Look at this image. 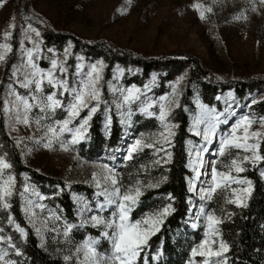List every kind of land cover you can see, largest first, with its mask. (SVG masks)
<instances>
[{"label":"trees","instance_id":"16d2710c","mask_svg":"<svg viewBox=\"0 0 264 264\" xmlns=\"http://www.w3.org/2000/svg\"><path fill=\"white\" fill-rule=\"evenodd\" d=\"M36 26L42 29V57L38 61L40 68L48 70L51 61L58 59L67 68L68 81L72 85L82 78L83 73L89 72L93 64L102 62L104 65L102 100L108 103H101L98 111L92 115L88 124V140L80 146L89 150L91 156L107 155L105 159L109 163L119 164L117 175L122 192L140 188L142 195L131 212L133 220L151 218L152 221H162L159 230L148 239L136 264H186L192 249L201 239V229L193 231L191 226V210L196 196L189 187L192 172L188 166V143L197 140V136L190 132L191 117L198 112L197 100L222 112L226 105L224 95L230 92L236 108L245 107L248 113L264 117V74L227 77L212 72L193 54L147 57L107 41L84 40L73 33L56 30L40 17ZM17 49L15 47L6 58L7 65L0 82V107L4 94L11 87H16L12 65L18 59ZM82 64L81 75H75L77 66ZM115 73L118 74L116 78L113 77ZM56 75L61 76L58 69ZM181 80L184 90L179 105L166 118L168 124L175 126L171 146L157 144L137 150L131 159L121 157L118 148L123 146L128 137L138 139L148 135L151 138L164 128L158 118L160 109L154 108L151 117L139 114L140 102L146 96L156 101L162 100V97L171 94L173 86ZM111 84H115L117 89L141 90V99L130 104L133 114L131 124L121 120L114 95L109 91ZM0 118V153L11 164L7 172L14 177L13 195L8 199L11 208L0 207V221L4 225L2 234L10 235L11 238L10 241H0L4 259L11 264H79L73 258L66 259L67 255L63 252L67 246L81 243L86 235L97 237L102 234L98 228L87 226L83 231L79 229L78 206L74 196L89 197L92 192L84 184L69 185L62 178L45 175L25 164L15 140L7 132L3 116ZM161 147L165 151H158ZM166 153H171L170 160ZM259 154L264 156V140L260 144ZM262 172L264 161L254 168H247L242 174V177L251 181V192L242 200L246 207L230 202L234 200L231 198L232 187L223 188L217 193L215 201L210 203L208 211L222 221L218 229L222 241L228 246L224 254L226 264H264ZM27 183L40 191L44 196V204L58 217V221L63 222L62 231L55 226L47 235L44 246L28 223L22 207ZM243 189L240 188V191ZM168 206H171L170 212L159 216ZM10 220L14 223H10ZM14 224L26 231L25 238L15 232ZM68 225L72 226L71 231L65 235ZM63 241L65 243L59 246L58 243Z\"/></svg>","mask_w":264,"mask_h":264},{"label":"rangeland","instance_id":"374dc122","mask_svg":"<svg viewBox=\"0 0 264 264\" xmlns=\"http://www.w3.org/2000/svg\"><path fill=\"white\" fill-rule=\"evenodd\" d=\"M208 9H211V11H208ZM201 12L204 13L203 18ZM38 16L47 20L56 30L73 33L84 40L107 41L119 48L147 57L193 54L199 57L212 72L227 77L264 74V4H261L260 0H0V44L8 43L12 52L15 47L18 48V59L12 65V75L13 81L16 83L15 90L20 95H27L30 91V89L20 87L17 82L23 79L22 72L26 71L24 68L26 50L32 49L34 51V60L37 64L42 57V29L36 26L39 21ZM32 29L35 31H32ZM37 32L39 33L38 36L36 35ZM6 34H9L7 40L5 39ZM37 48L39 49L38 52L36 51ZM11 51L6 54V58ZM6 58L3 62H0V82L7 65ZM57 62L60 63L58 59ZM18 69H20V72H17ZM104 70L103 67L102 79L99 82L101 92ZM117 75L115 73L113 77L116 78ZM114 87L117 88L115 84H111L109 91L114 95V103L117 108V104L122 103V97L119 92L112 91ZM11 89L13 88L11 87L3 96L0 117L3 116L7 132L15 140L24 163L45 175L62 178L69 185H86L92 192L91 196H74L78 206L79 229L83 231L88 226L98 228L103 232L105 230L103 226L93 227L88 221L93 215L111 219L115 205L108 207L106 210H100L97 207L99 203L104 202V197L96 195L100 190L97 187V182L101 186H106L105 177L110 175L109 170L115 173L118 180L119 164L109 163L105 159L108 158L107 155L91 156L89 150L80 146L81 143L88 140V126L84 138L77 143H71L72 134L65 132L58 138H53L50 147H45L44 145L48 143L49 139L45 135L47 125L52 124L54 121L66 119L67 114L58 109L51 119L45 118L40 121V125H37L36 120L43 114L39 112V109L33 108L28 114L29 124L20 123L17 120L15 111L4 112L2 110L3 107H12L11 103L5 104V101L11 102L14 99L10 95ZM183 90L184 82L181 80L173 86L171 94L165 96L169 101H175L170 105L166 101H156L152 97L146 96L140 102L138 113L151 117L153 115L146 114L142 109L151 104L152 106L148 108V111L152 113L154 108L160 109L161 103L166 104L165 110L170 113L173 108L179 105ZM51 91L53 89L45 84V94ZM141 94L140 90V99ZM57 95L59 97V93ZM224 97L226 105L222 112L197 100L198 112L191 117L190 132L194 135L196 130L202 133L206 131L207 125L212 122V116L204 113V109L214 110V114L219 117L220 122L217 124L215 136L207 144L206 149L200 153L199 158H197L196 153L205 144L203 135H196L197 140L188 143L190 156L188 166L192 172L189 187L196 196L192 204L191 218L193 221L191 226L193 231L201 229V239L193 248L197 250V255H192V249L190 260L186 264H204L205 260H208L209 264H216L218 259L224 260V254L226 253L219 258L200 255L201 251L206 253L209 248L213 251L218 250L219 243L222 241L218 233V235L210 238L215 239V244L206 245L204 249L199 247L204 242L205 234L208 231L206 216L212 213L208 211L210 203L215 201L217 193L222 191L223 188L217 189L210 198L202 197H204L205 190L211 184L210 173L212 167H216L221 172L227 171L225 165L237 154L242 157L245 154L250 155V153L232 149L230 154L226 153L225 156L221 157L218 155L219 140L227 136L231 127L245 116L257 121L251 125L250 131L264 132L259 123L261 118L264 117L252 115L255 114L253 112L252 114L248 113L245 107L236 108L233 104L234 97L232 93L227 92ZM63 99L65 101L69 99L67 94ZM117 110L121 120L129 124L132 123L133 114L130 105H124L117 108ZM87 115L88 112L85 109L78 118L73 120L69 127L75 128ZM225 117H227V122H225ZM200 118H203L205 123L200 124L198 128L194 127L195 121ZM172 130L174 131V128ZM162 132L167 135L163 128L151 138L148 135L138 139L128 137L123 146L118 148L120 156L128 159L129 152L135 145L136 140H141L142 144L165 146L166 144L162 143L160 136ZM66 148L67 150H65ZM1 154L3 153H0V158L7 162L5 155ZM243 166L246 169L256 167L252 166L251 163H245ZM4 172L3 178L7 179L9 173L7 170H4ZM197 172L200 173L199 178H197ZM244 172L237 174L233 171L232 175L238 176L239 179H246L242 177ZM230 187L235 190V195L232 192V199L242 201L245 195H249L244 191H240V188L246 189L248 187L246 184L234 183ZM26 188L28 191H25L22 200L24 214L31 228L40 239L41 245L44 246L46 245L47 235L55 226L59 228V231H62L63 222L58 221V217L47 208L44 204V196L34 185L27 183L24 190ZM28 201H31V204H28ZM85 205L87 207H84ZM26 206L31 209L28 213L25 211ZM89 208L91 210H88ZM13 226L16 229L15 232L20 233L22 238L26 237L24 229L23 232H20L17 229V224ZM3 228L4 225L0 221V234L2 235L0 237L4 238L0 241H7L10 235L2 234L4 232ZM19 228L21 227L19 226ZM15 236L16 233L13 237ZM89 238L100 241L96 246L98 252L101 254L111 253V241L103 239L102 235L97 237L86 235L81 243L67 246L63 253L80 264L83 254H79L78 257L76 249ZM62 243H65V241L58 243V245L60 246ZM59 246H57L59 249L63 248V245ZM4 255L0 251V264H11L10 261L4 259Z\"/></svg>","mask_w":264,"mask_h":264},{"label":"snow or ice","instance_id":"6c2138e0","mask_svg":"<svg viewBox=\"0 0 264 264\" xmlns=\"http://www.w3.org/2000/svg\"><path fill=\"white\" fill-rule=\"evenodd\" d=\"M261 4H264V0H260ZM211 11V9H208ZM204 13L201 12V17L203 18ZM32 31H35L32 29ZM38 36L39 33L37 32ZM9 38V34L5 35V39ZM11 51V46L8 43L0 44V62H3L6 58V54ZM38 52L39 49L37 48ZM103 63L99 65L93 64L90 71L83 73L82 78L74 81L72 85L69 84L67 77V68L64 67L62 63L57 62V60L51 61V68L48 70L41 69L36 61L34 60V51L32 49L26 50V63L24 68L26 71L22 72L23 79L18 80L20 87L25 89H30L27 95H20L13 88L10 91V95L14 97L11 102L5 101V104L11 103L12 107H3L4 112L15 111L17 114V120L23 124H29L28 114L33 108L39 109V112L43 115L36 120V124L40 125V121L47 118L51 119L58 109L62 110L67 114V118L61 121H54L52 124L47 125L46 136L49 137L48 143L45 147H50L53 138H58L65 132L72 134L71 143H77L79 140L84 138V133L87 130L89 121L92 115L95 114L101 103L107 104L106 100H102V92L99 87V82L102 79ZM57 69L61 73V76L56 75ZM83 65H78L75 75H81ZM20 72V69L17 70ZM15 75V74H14ZM63 77V78H61ZM45 84L53 89V91L45 94L44 87ZM113 92H119L122 97V103L117 104V108H121L124 105H130L140 98L139 89H117L113 88ZM59 93V97L58 94ZM67 94L69 99L65 101L63 97ZM163 101L168 102L170 105L175 101H169L167 97L161 98ZM152 105L149 104L148 107L142 109L148 115H154L148 111V108ZM159 120L163 123V127L167 135L164 132L160 134L163 144L171 146V137L175 135L172 130L175 126L170 125L166 122V118L169 113L165 110L166 104H160ZM87 109L88 115L82 119L81 123L75 128L69 127V125L79 117L80 113ZM107 110V109H106ZM204 113H208L212 116V122L207 125V130L203 133L199 130L195 131V135H203V140L205 142L204 146L197 151L196 156L199 158L200 153L204 151L207 144L211 142L212 138L215 136V130L217 124L220 122L219 117L214 114V110L204 109ZM131 113L129 112V115ZM22 117V119H21ZM225 122H227V117H225ZM249 119L247 116L243 117L240 121L236 122L232 127L227 136H224L219 140V150L218 155L223 157L226 153L230 154L232 149L242 150L244 153H250V155L245 154L242 157L237 154V156L225 165L227 171L221 172L216 167L211 168L210 179L211 184L207 190H205L204 197L210 198L213 193L220 188L230 187L231 184H246L248 187L243 189L247 194H250L251 181L246 179H239L238 176H233V171L235 173H241L246 171L243 166L245 163H251L252 166H256L257 162L264 161V156L259 154V148L262 140H264V132L262 131H250L251 125L256 123ZM205 120L203 118L197 119L195 121L194 127L200 124H204ZM260 126L264 129V118L259 121ZM239 133V134H238ZM249 141H252L251 143ZM142 147H154L152 144H142L141 140H136L135 145L131 148L128 159L132 158V153L141 149ZM67 150V148L65 149ZM158 151H165L163 147L159 148ZM168 160L171 159V153H166ZM11 164L6 162L3 158H0V207L4 209L11 208V204L8 199L13 195L14 187V177L8 174L7 179H4V170L10 169ZM110 175L105 177L106 186H101L97 182V187L100 189L96 195L98 197H104V202L99 203L97 207L100 210H106L108 207L115 205V210L111 214V219H105L102 216L93 215L90 218V222L93 227H101L105 229L102 232V237L105 240L111 241V253L101 254L97 251V245L100 243L98 239L89 238L84 241L77 249L78 254H83V259L80 260V264H136L140 253L147 246L148 239L152 234L159 230L161 220L152 221L151 218H145L142 220H133L131 218V212L138 203V197L142 195L140 188L135 187L132 189H126L121 191L118 186L119 182L116 179L115 173L109 170ZM264 175V172L261 173ZM200 173L197 172V178H199ZM25 191H28L26 188ZM235 195V190H233ZM231 203H238L239 206L246 207V203L238 199L230 201ZM31 204V201L27 202ZM84 207H87L85 205ZM88 210H91L90 208ZM171 210V206L163 209L159 216L163 217L168 214ZM26 213L30 212L31 209L26 206ZM34 215V213H32ZM203 214V211H202ZM206 228L208 231L205 234L204 242L199 246L200 249H204L206 245L215 244V239H210L218 235L219 229L218 225L222 222L214 213H209L206 216ZM14 223V221H9ZM195 227V225H193ZM71 225L66 226L65 235L71 231ZM20 232L24 230L19 228ZM111 230V231H109ZM39 231V229H37ZM0 237V240H3ZM10 241V237L8 238ZM15 247L14 245H12ZM228 251V246L222 241L219 243L218 250L213 251L211 248L205 253L200 252V255L222 257L225 252ZM19 254V252L17 253ZM192 255H197V250L193 249ZM68 259V257H66ZM204 264H209L208 260L204 261ZM216 264H226V260L218 259Z\"/></svg>","mask_w":264,"mask_h":264}]
</instances>
